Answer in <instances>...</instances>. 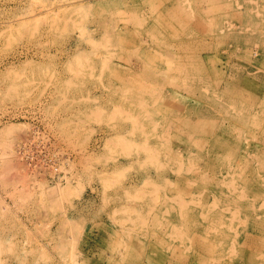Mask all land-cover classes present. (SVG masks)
<instances>
[{"label":"rangeland","instance_id":"374dc122","mask_svg":"<svg viewBox=\"0 0 264 264\" xmlns=\"http://www.w3.org/2000/svg\"><path fill=\"white\" fill-rule=\"evenodd\" d=\"M0 264H264V0H0Z\"/></svg>","mask_w":264,"mask_h":264}]
</instances>
